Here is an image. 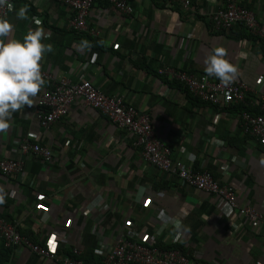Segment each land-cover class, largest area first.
<instances>
[{
  "label": "crops",
  "instance_id": "crops-1",
  "mask_svg": "<svg viewBox=\"0 0 264 264\" xmlns=\"http://www.w3.org/2000/svg\"><path fill=\"white\" fill-rule=\"evenodd\" d=\"M105 1H93L87 31L76 34L68 27L72 11L56 0H13V28L3 39L22 41L38 19L47 36L42 43L52 46L40 61L42 71L89 81L149 114L173 161L210 172L234 190L239 207H253L264 217V146L243 137L237 113L208 105L158 75L166 67L206 75V55L223 47L237 68L233 81L247 84L245 99L254 104L264 93V45L242 27L214 28L207 14L225 0H189L188 8L134 0L129 15ZM240 1L264 22V0ZM21 8L26 19L17 18ZM47 87L46 82L31 107L14 112L9 129L0 133V159L24 162L22 173L0 174V217L16 223L21 236L43 245L54 235L59 257L76 249L84 262L97 264L131 222L142 238L162 231L159 239L192 264L264 262V220L253 225L236 213L223 216L219 200L147 165L127 132L81 100L49 131L42 130L34 113ZM23 139L48 147L52 160L19 154ZM214 140L223 147L215 151ZM58 260L41 259L24 247L6 249L0 239V264Z\"/></svg>",
  "mask_w": 264,
  "mask_h": 264
},
{
  "label": "built area",
  "instance_id": "built-area-1",
  "mask_svg": "<svg viewBox=\"0 0 264 264\" xmlns=\"http://www.w3.org/2000/svg\"><path fill=\"white\" fill-rule=\"evenodd\" d=\"M72 11L68 19V27L75 33H83L88 29V17L94 0H56ZM134 0H106L115 9L125 15L132 13L131 3ZM171 3L188 8L189 0H168ZM9 5L11 7H9ZM13 10V0H6L0 5V18L10 22V13ZM208 20L216 30L229 31L234 26L242 27L251 37L264 43V22L257 19L255 13L245 8L240 0H225L223 6L207 14ZM42 79L48 83L47 89L37 100V109L34 118L39 127L49 131L59 119L67 116L71 105L81 100L88 106L112 122L119 129L132 137V148L137 150L141 159L165 175L176 177L182 184L191 187L208 197H213L222 203L221 214L228 217L238 214L250 224L256 225L264 220L262 214L253 207H239L234 190L221 185L214 180L206 170H194L192 165L173 161L171 150L156 135L151 124L149 114L138 111L129 106L121 97L109 96L93 86L89 81L81 79L71 82L66 78L56 79L49 73L41 70ZM158 75L169 81H176L182 85L194 98L213 107H226L245 103V93L249 87L243 81H232L230 84H221L219 80L211 79L204 74L199 76L187 74L175 68L166 67L158 71ZM252 107L264 110V93ZM239 127L242 134L252 138L259 145L264 146V116L244 111L239 117ZM215 151L222 148L223 141L212 142ZM19 154H32L41 158L45 163L52 160V152L48 147L27 139L20 141ZM214 152V150H213ZM223 171L227 165L221 166ZM24 162L19 158L0 159V174L5 176L18 175L23 172ZM167 222L165 221V224ZM164 224V225H165ZM127 230L121 234L110 250L104 254L101 264H192L185 254L175 248H170L159 237L162 231L153 236L141 237L128 222ZM0 239L5 248L24 247L41 259L60 261L61 264H94L84 262L79 258L80 253L72 249L68 255L58 256V243L54 235L50 236L43 245L31 243L21 236L16 223L6 221L0 217ZM176 238H171V242ZM167 245V246H166ZM264 264V262H256Z\"/></svg>",
  "mask_w": 264,
  "mask_h": 264
},
{
  "label": "clouds",
  "instance_id": "clouds-1",
  "mask_svg": "<svg viewBox=\"0 0 264 264\" xmlns=\"http://www.w3.org/2000/svg\"><path fill=\"white\" fill-rule=\"evenodd\" d=\"M5 3L6 0H0V5ZM25 12L26 8L19 9L17 18L26 19ZM33 20L37 27L29 29L22 41L10 39L5 42L3 38L12 31L13 25L0 18V133L9 129L14 112L33 105L34 98L45 84L40 61L45 53L52 51V46L42 43L47 38L45 30L39 26L38 19ZM226 54L225 48L215 47L204 59L206 75L225 85L230 84L237 73V68L225 59Z\"/></svg>",
  "mask_w": 264,
  "mask_h": 264
},
{
  "label": "trees",
  "instance_id": "trees-1",
  "mask_svg": "<svg viewBox=\"0 0 264 264\" xmlns=\"http://www.w3.org/2000/svg\"><path fill=\"white\" fill-rule=\"evenodd\" d=\"M15 1L24 2V3L26 2V0H15ZM76 34H81V33H76ZM247 36L249 38H253L249 34ZM261 43L264 45L263 42H261ZM172 83H176L177 85L180 86V84L178 82H176V81H172ZM185 91L188 92L186 89H185ZM221 109H224L225 111L235 112V113H237V115H239V117H240L241 113L244 112V111H249L251 113H254L255 115L264 116V110H260L258 106L257 107H251L246 99H245V103L244 104L229 105V106H226V107H222ZM241 133H242V131H241ZM242 135H243V137L248 138L247 135H244V134H242ZM6 249H8V248H6ZM97 264H101V262H97Z\"/></svg>",
  "mask_w": 264,
  "mask_h": 264
}]
</instances>
